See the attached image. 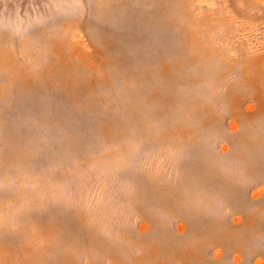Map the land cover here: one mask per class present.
Here are the masks:
<instances>
[{"label":"rangeland","instance_id":"1","mask_svg":"<svg viewBox=\"0 0 264 264\" xmlns=\"http://www.w3.org/2000/svg\"><path fill=\"white\" fill-rule=\"evenodd\" d=\"M0 264H264V0H0Z\"/></svg>","mask_w":264,"mask_h":264}]
</instances>
